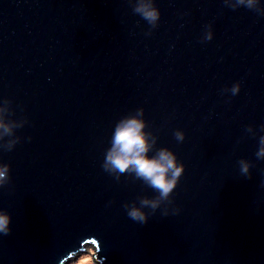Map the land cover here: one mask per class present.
I'll list each match as a JSON object with an SVG mask.
<instances>
[{"label":"water","instance_id":"1","mask_svg":"<svg viewBox=\"0 0 264 264\" xmlns=\"http://www.w3.org/2000/svg\"><path fill=\"white\" fill-rule=\"evenodd\" d=\"M154 2L152 29L129 0H0V105L28 121L0 150L11 216L0 264H72L88 246L98 264H264V15L224 0ZM236 83L238 95L223 91ZM140 108L155 148L185 166L179 214L158 209L145 225L123 205L157 193L102 168L116 123Z\"/></svg>","mask_w":264,"mask_h":264},{"label":"clouds","instance_id":"2","mask_svg":"<svg viewBox=\"0 0 264 264\" xmlns=\"http://www.w3.org/2000/svg\"><path fill=\"white\" fill-rule=\"evenodd\" d=\"M129 3L133 12L145 20L152 29L158 26L161 14L155 6L154 0H134V2L129 0ZM224 4L232 10L245 7L264 15V8L260 7V0H224ZM146 35H151V32ZM203 39L204 41L213 39L210 25ZM240 90L241 85L236 83L230 89L225 88L223 91L230 92L235 96L239 94ZM11 104L12 101L5 99L0 105V150L6 152H11L21 142V137L16 135V130L23 128L28 122L26 118L10 119V116L13 115ZM143 117L144 110L140 108L116 123L110 141L111 146L105 153L102 168L114 176L117 181L122 175L127 174L142 181L157 193L153 198L137 197L139 206L136 202L123 205L130 219L145 225L148 223L149 215L155 214L158 209L162 210L161 214L165 217L170 214V208L173 205L172 194L185 172V166L171 150L155 148L157 137L152 132L146 131L148 124ZM246 131L254 137L256 136L252 127H248ZM260 131L264 132V125L261 126ZM174 137L178 142L185 140V134L180 130L174 132ZM154 150L155 154L149 156V153ZM256 156L258 159L264 160V135L259 136V149ZM238 163L241 174L250 179L252 165L244 159ZM9 173L10 166L0 163V187L10 182ZM144 209H150V213H146ZM179 211V208H171L172 215L179 214ZM10 223L11 216L6 211H0V233L5 236L10 235ZM84 264H88V262L85 261Z\"/></svg>","mask_w":264,"mask_h":264},{"label":"rangeland","instance_id":"3","mask_svg":"<svg viewBox=\"0 0 264 264\" xmlns=\"http://www.w3.org/2000/svg\"><path fill=\"white\" fill-rule=\"evenodd\" d=\"M89 251L88 253H84L80 258H78L74 263L72 264H84L85 261L88 262V264H98L97 258H96V249L95 247L88 246Z\"/></svg>","mask_w":264,"mask_h":264}]
</instances>
